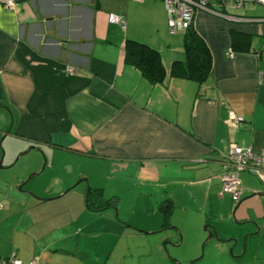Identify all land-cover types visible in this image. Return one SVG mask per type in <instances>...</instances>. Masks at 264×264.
<instances>
[{"label":"crops","instance_id":"crops-1","mask_svg":"<svg viewBox=\"0 0 264 264\" xmlns=\"http://www.w3.org/2000/svg\"><path fill=\"white\" fill-rule=\"evenodd\" d=\"M216 8L195 10L212 57L198 83L171 75L185 29L163 0L0 4V260L264 264V185L242 172L235 204L219 180L230 144L264 151V5ZM128 41L157 51L161 83L125 61Z\"/></svg>","mask_w":264,"mask_h":264},{"label":"built area","instance_id":"built-area-1","mask_svg":"<svg viewBox=\"0 0 264 264\" xmlns=\"http://www.w3.org/2000/svg\"><path fill=\"white\" fill-rule=\"evenodd\" d=\"M18 0H0V4L6 8H12ZM217 0H163L167 12L168 27L172 31L178 23L183 29L189 27L194 20L195 10H207L216 15H220L219 9L216 8ZM256 2L264 5V0H245ZM242 2L237 3L241 6ZM112 23L123 25L124 19L114 13L108 16ZM68 72L73 68L67 67ZM259 80L264 79V71L259 72ZM229 119L233 122L239 121L233 112H229ZM249 171L255 174L262 185H264V151L255 152L250 147L239 146L235 143L229 145L227 152L221 160V172L219 180L221 190L228 194L232 201L237 204L242 198V186L240 175L242 172ZM0 264H23L13 254L9 257L2 258ZM28 264H34L30 262Z\"/></svg>","mask_w":264,"mask_h":264},{"label":"trees","instance_id":"trees-1","mask_svg":"<svg viewBox=\"0 0 264 264\" xmlns=\"http://www.w3.org/2000/svg\"><path fill=\"white\" fill-rule=\"evenodd\" d=\"M231 49L235 52H249L251 48V36L237 31H230ZM185 59L174 62L171 66V75L193 80L198 83L204 82L211 71L212 57L205 40L199 35L191 24L184 30L183 35ZM126 62L136 66L151 83H161L165 71L159 54L154 49L128 41L124 49Z\"/></svg>","mask_w":264,"mask_h":264},{"label":"water","instance_id":"water-1","mask_svg":"<svg viewBox=\"0 0 264 264\" xmlns=\"http://www.w3.org/2000/svg\"><path fill=\"white\" fill-rule=\"evenodd\" d=\"M30 148H32V147H30ZM29 150V149H28ZM26 152H28V151H26ZM43 169V166L41 167V169H40V171ZM39 173V172H38ZM35 174V173H34ZM37 174V173H36ZM31 176L32 175H29L27 178H26V180L25 181H28L30 178H31ZM19 189H21V186L19 187ZM30 194H32L31 192H29ZM206 228V232H207V237H206V239L204 240V242H206L208 239H211L212 237H214L217 241H219V242H224V240H221L220 239V237L218 236V234H217V232L214 230V229H211V228H209L208 226L207 227H205ZM207 229H209V230H207ZM245 238H246V236L245 235H243V237H242V239H243V241H245ZM228 240H232L234 243H236L237 242V238L236 237H232V238H230V239H228ZM225 241H227V240H225ZM204 242H203V244H204ZM244 246H245V243L243 244V247H242V250L244 249Z\"/></svg>","mask_w":264,"mask_h":264},{"label":"rangeland","instance_id":"rangeland-1","mask_svg":"<svg viewBox=\"0 0 264 264\" xmlns=\"http://www.w3.org/2000/svg\"><path fill=\"white\" fill-rule=\"evenodd\" d=\"M78 185H80V184H78Z\"/></svg>","mask_w":264,"mask_h":264}]
</instances>
